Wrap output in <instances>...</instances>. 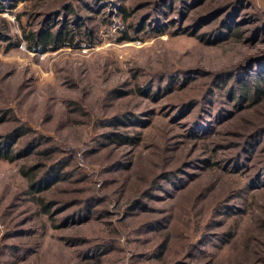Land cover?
<instances>
[{"label":"rangeland","instance_id":"1","mask_svg":"<svg viewBox=\"0 0 264 264\" xmlns=\"http://www.w3.org/2000/svg\"><path fill=\"white\" fill-rule=\"evenodd\" d=\"M45 1L30 18L24 13L32 12L36 0L14 9L9 0L6 8L0 5V27L8 21L16 39L1 42L0 138L26 127L31 132L14 151L36 138L43 141L28 158L0 159V252L5 243L20 251L19 257L25 254L16 264H264V192L246 193L243 175L217 164L199 167L213 149L214 161L236 151L218 145L243 143L262 127L264 102L215 139L202 141L184 126L185 110L176 116L170 108L199 96L204 81L157 101L137 91L158 75L230 70L247 59L249 44L205 47L194 35L172 33V26L157 37L121 41L126 23L120 8H130L138 20L157 0H109L112 22L94 21L100 40L93 47L82 42L73 49L31 50L23 30L39 27ZM251 1L264 17V0ZM130 113L131 120L118 130L101 125L102 119ZM110 131L131 133L132 139L113 143L105 136ZM57 161L65 163L70 180L38 193L56 205L51 221L34 202L21 168L39 167L43 174ZM180 169L191 176L171 184L167 179ZM160 186L167 192H156ZM90 198L101 201L92 216L82 225L62 227V219ZM17 231L23 236L13 237ZM78 241L84 244L75 245ZM94 246L99 252L89 253Z\"/></svg>","mask_w":264,"mask_h":264},{"label":"trees","instance_id":"2","mask_svg":"<svg viewBox=\"0 0 264 264\" xmlns=\"http://www.w3.org/2000/svg\"><path fill=\"white\" fill-rule=\"evenodd\" d=\"M6 1L0 0L3 8H6ZM9 1L11 9L16 8L22 2H28V0ZM42 1L44 0H36L32 12L24 14H28L29 18L35 16L34 9L41 5ZM120 1L123 3L125 0ZM55 2L51 3L46 0L44 4L48 5H42L48 8L40 15L42 20L38 22L37 29L27 33L23 30L25 35L23 40L29 49L42 48L53 52L62 48H77L82 42L93 47L100 40L94 21H102L105 25L112 22L109 19L110 14L107 13L109 0H59L57 4ZM252 5L254 3L251 0H157L151 13L138 20L132 19L130 8L123 6L120 8L119 13L123 15L122 18L126 23V30L123 31L121 41L157 37L169 32V26H172L174 28L172 33L194 35L205 47H227L235 42L241 43V41L249 44L248 48L251 53L247 55V59L240 61L230 70L219 73L190 70L158 75L154 80L149 79L144 86L137 89L142 96L157 101L162 100L165 94H172L178 90L181 92L189 88L191 84L204 81L205 87L199 96L188 99L189 101L180 106L177 105V108L175 106L170 108L177 110L176 116H180V112L185 110L183 119L187 123L183 124L189 128V135L195 140L206 141L212 136L215 139L227 124L241 118L247 111L264 102V43L260 44L264 42V17L257 10L256 5H254L255 8ZM171 12L174 14L171 17L172 21L170 19L165 21L164 18ZM17 18L18 23L21 24V14ZM3 21L4 24L0 27V51L1 42L10 43L11 40H16L14 34L10 32L8 21ZM169 21L173 25H169ZM246 33H249V36L244 41ZM12 112H6L2 116ZM131 115L132 113L109 117V120L102 119L101 125L118 130L131 120ZM29 132H31L29 128L17 127L0 138V159L14 162L16 158H28L32 154H37L38 146L43 143L37 138L28 146L14 151V147L22 138L30 134ZM130 134L123 131H110L105 133V136L113 143L126 144L129 143V138L132 139ZM218 146L224 147L223 149L227 151L232 148L236 151L214 161L217 154L213 149L212 157L204 158L202 166L199 165V167L207 168L212 164H217L223 171H229L234 176L243 175L246 181L244 185L246 193L264 192V125L249 134L243 143ZM65 167V163L57 161L43 174L40 173L39 167L21 168V174L29 182V192L34 202L38 204L44 216H48L51 221L55 217L51 211L56 205L54 202H44L45 199L38 193L69 181L71 175L64 172ZM181 174H185V177H179ZM188 174H190L189 171L185 172L184 169H180L176 172V177H173L175 181H172L173 178L167 180L171 184H181L188 181L187 178L191 176ZM155 190L156 192H167L162 186ZM150 194L148 191L143 198H148ZM98 202L101 203L97 198L85 200L81 204L82 207L62 219L61 226L82 225L88 220L86 218L92 216L93 207ZM137 203L138 201H135L131 205L130 211ZM63 210L57 209L56 213L59 214ZM20 232H15L13 237L23 236V232ZM83 242L78 241L75 245L84 244ZM2 247L0 264H16V258L24 262L25 254L19 257L20 251L5 243ZM99 248L94 246L87 250L89 253H98Z\"/></svg>","mask_w":264,"mask_h":264},{"label":"built area","instance_id":"3","mask_svg":"<svg viewBox=\"0 0 264 264\" xmlns=\"http://www.w3.org/2000/svg\"><path fill=\"white\" fill-rule=\"evenodd\" d=\"M40 51H43V49H40Z\"/></svg>","mask_w":264,"mask_h":264}]
</instances>
